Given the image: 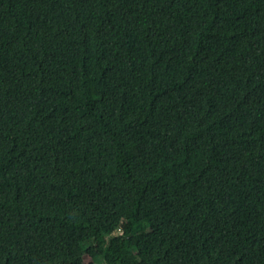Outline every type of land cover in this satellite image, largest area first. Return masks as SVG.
Listing matches in <instances>:
<instances>
[{"label": "trees", "instance_id": "16d2710c", "mask_svg": "<svg viewBox=\"0 0 264 264\" xmlns=\"http://www.w3.org/2000/svg\"><path fill=\"white\" fill-rule=\"evenodd\" d=\"M0 264H264V0H0Z\"/></svg>", "mask_w": 264, "mask_h": 264}, {"label": "rangeland", "instance_id": "374dc122", "mask_svg": "<svg viewBox=\"0 0 264 264\" xmlns=\"http://www.w3.org/2000/svg\"><path fill=\"white\" fill-rule=\"evenodd\" d=\"M83 111H85V109Z\"/></svg>", "mask_w": 264, "mask_h": 264}]
</instances>
